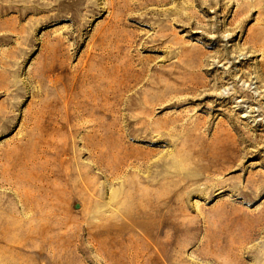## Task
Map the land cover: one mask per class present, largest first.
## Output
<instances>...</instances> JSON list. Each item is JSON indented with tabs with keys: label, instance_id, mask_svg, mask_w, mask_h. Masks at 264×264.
Returning a JSON list of instances; mask_svg holds the SVG:
<instances>
[{
	"label": "rangeland",
	"instance_id": "obj_1",
	"mask_svg": "<svg viewBox=\"0 0 264 264\" xmlns=\"http://www.w3.org/2000/svg\"><path fill=\"white\" fill-rule=\"evenodd\" d=\"M256 1L0 0V264H264Z\"/></svg>",
	"mask_w": 264,
	"mask_h": 264
},
{
	"label": "bare ground",
	"instance_id": "obj_2",
	"mask_svg": "<svg viewBox=\"0 0 264 264\" xmlns=\"http://www.w3.org/2000/svg\"><path fill=\"white\" fill-rule=\"evenodd\" d=\"M255 6H258L259 10V16H261V14L264 12V0H257L254 3ZM254 36L250 37L251 41L253 43V52L254 53H261L263 52V60H261L260 62H258L257 67H255L260 73H261V77H264V27H256L254 30ZM71 169V168H70ZM73 170V169H71ZM72 176V174H71ZM32 177H30L27 174L24 173H20L18 171H2L0 174V184L4 185V184H9L12 186L11 190L13 189H18L19 186H25L26 187V192H25V196L20 197L19 194H17V196L20 197L21 201H23V207L27 209V204H28V197L33 201L38 200V198L41 200V204L43 208H47L48 203H50L52 200L57 199V197L59 196L57 192H51L52 195H50V193L48 194L46 192L45 189H36V190H32V186L31 182H32ZM15 179H18L17 181H15ZM28 189H31L33 191L29 193ZM38 195V197H37ZM34 211V209H33ZM36 213V211H34ZM47 213V212H45ZM47 215H43L41 214V218H42V223L46 222V217ZM47 218V217H46ZM45 219V220H44ZM29 221V219H28ZM30 223V222H29ZM30 227L27 228L26 231H24L23 236L21 239H17L14 237V239H8L10 237H8L7 235L4 237V241H6L7 243H10V247H23L29 239H31L33 237V235L35 234V231H33V227L31 224H29ZM12 226L10 225V228ZM14 227V226H13ZM42 230V231H41ZM40 232H43V235H46L47 233V229L46 226L43 225V227L41 228ZM33 234V235H32ZM35 236V235H34ZM155 242H152V246H155ZM112 254V253H111ZM171 259L170 257L162 254L161 250H157V255L154 257L153 262L155 264H168V262H170ZM214 261L219 262L217 259H214Z\"/></svg>",
	"mask_w": 264,
	"mask_h": 264
}]
</instances>
